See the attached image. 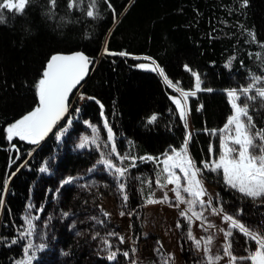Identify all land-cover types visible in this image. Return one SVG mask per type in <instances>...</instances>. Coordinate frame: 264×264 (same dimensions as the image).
<instances>
[{"label": "trees", "instance_id": "trees-1", "mask_svg": "<svg viewBox=\"0 0 264 264\" xmlns=\"http://www.w3.org/2000/svg\"><path fill=\"white\" fill-rule=\"evenodd\" d=\"M68 2L57 0L53 9L49 0H30L23 14L5 11V19L0 22V264H16L22 258L23 241L8 245L24 224L26 207L39 188L40 168L54 157L58 130L65 122L37 144L18 138L10 143L5 136L8 125L37 106L34 85L52 55L82 52L92 61L91 75L70 99L67 118L77 117L96 125L102 117L107 118L118 152L137 157L135 167L124 161L129 171L123 180V194L105 188L129 218L130 239L136 243L143 241V207L162 168L159 162L139 158L161 159L170 149H180L188 131L170 98L179 94L164 83L157 71L137 65L155 61L182 89L194 90V77L184 69L188 65L200 75L201 87L212 89L188 98L192 129L188 150L198 167L202 160L209 159L210 144L219 152L218 137L205 129L219 130L225 124L231 113L227 90L246 86L252 75L264 77V0H247V6H242L243 0H110L115 18L104 0H97L94 18L84 11L87 0L79 9L71 10ZM250 32L255 33V41ZM121 52L128 55L121 56ZM261 86L264 84L257 85ZM78 93L83 100L75 98ZM245 99L242 96L241 102ZM247 103L257 129L264 128V102L257 98ZM152 116L156 119L149 123ZM73 156L63 163V168L73 173L78 168L93 167L97 161L93 156ZM203 181L215 188L214 205L218 202L225 213L264 230V200L242 197L224 183L222 174L204 170ZM96 192L94 198L84 193L76 195L67 203L70 212L81 214V218L99 212L98 201L103 196L99 189ZM67 196L69 200L70 194ZM181 224L180 264H199L186 238L188 225ZM86 226L91 230L90 224ZM53 228L62 249L54 264L129 261L119 254L116 261H109L106 251L104 257L97 255L95 240L88 233L73 237L66 229ZM232 239L238 245L234 253L247 255L245 248L251 247V242L246 246L238 232ZM130 250L122 247L121 252ZM161 254L169 253L162 247Z\"/></svg>", "mask_w": 264, "mask_h": 264}, {"label": "snow or ice", "instance_id": "snow-or-ice-1", "mask_svg": "<svg viewBox=\"0 0 264 264\" xmlns=\"http://www.w3.org/2000/svg\"><path fill=\"white\" fill-rule=\"evenodd\" d=\"M84 2L85 0H69L67 7L69 10L73 8L79 9ZM104 2L112 9L115 18L116 12L110 0H104ZM29 3L30 0H0V22L5 19V11L23 14ZM56 3L57 0H49L50 7L53 9ZM96 5L97 0H87V6L84 9L87 17L94 18L97 15ZM242 6H247V0H243ZM249 35L253 41L256 40L254 32H250ZM119 55L125 56L128 54L121 52ZM144 59L151 58L145 57ZM91 63L90 58L81 53L52 55L47 60L40 78L34 85L38 98L37 106L6 127V139L10 143L14 138L26 141L29 144L39 143L68 112L69 95L88 74ZM153 65L154 67L151 70L157 71L163 77L164 83L179 94V97L170 98L175 104L179 118L187 130L188 98L195 96L197 92H211L212 89L202 88L200 75L188 65H185L184 69L194 77V90L182 89L179 86V82L174 83L162 68L155 65V61H153ZM137 67L147 69L148 65L140 64ZM258 84H264V77L252 75L250 82L246 86L227 90L231 113L228 115L225 124L219 130L205 129L209 135L218 137L219 152L217 154L214 147L210 144L208 150L209 159L202 160L199 167L188 150V144L192 139V133L188 131H186L181 148H172L169 152L163 153V160L152 156L139 158L162 164L160 172L157 173L155 184L161 190L167 188L168 185H172L173 187L170 191L174 195V200L170 199L167 191L163 193L160 199H154L155 193L152 192L147 198V203H168L169 206L179 209L181 219L188 225L187 240L192 242L196 251L203 252V257L199 264H220V261L225 257L227 258V264H247V262H250V264H264V230L253 228L240 221L236 216L225 213L218 202L214 205L213 198L203 185V172L207 170L222 174L224 183L229 188L240 193L242 197L252 200H264V128L257 129L253 116L249 113V104L247 103V101H255L257 98L264 102V86L257 87ZM242 96L246 98L243 102H241ZM199 110L200 108L197 109V111ZM101 116H103V105H101ZM155 119L156 117L152 116L149 123H152ZM68 122L71 123V119ZM89 127H91L92 132L91 138L83 137L78 147L83 149L89 144L95 146L96 151L99 152L96 165L104 166L105 170L115 178L117 187L123 194L125 190L123 180L129 171V166L122 167L120 165L127 160L130 161V167H135L137 157L127 154L122 155L118 152L115 143V133L107 118L103 120V127L107 133L106 140H101L100 132L96 126L89 125ZM113 156L119 161V164L113 162ZM213 156L217 158L213 159ZM176 170H179L180 174H177ZM40 171L46 172L47 168L41 167ZM75 179L79 178H65L61 182V187L71 184ZM148 184L151 187L152 182L149 181ZM4 188L6 190L7 181L4 184ZM122 199L126 202L128 200L127 195L124 194ZM2 204L3 200L0 199V205ZM180 205H184V207L180 208ZM33 207L31 204L28 205L26 214L23 217L24 224L17 231L16 238H13L8 245L17 244L19 241L24 242L22 258L16 261V264H33L37 257V252L43 251L47 246L42 242L45 240V236L37 233L36 226L33 223L34 220L39 219V216L32 215ZM209 210L212 215H221L222 220L228 227L218 228L210 223L204 214L205 211ZM36 211L42 212L43 208L36 209ZM120 214L123 216L125 213L121 212ZM64 215L67 216L68 214L64 213ZM104 215L108 216L109 214L104 213ZM93 219L96 218L93 217ZM197 221L199 222L198 227L209 233L207 236L197 238L194 235L192 226ZM97 222L100 223V221ZM176 227H182L179 220L176 223ZM211 229L223 233L224 237V243L215 252L213 251L215 235L209 231ZM234 230L245 238L246 246L251 242L252 246L245 248L247 255L238 256L234 253V241L232 239ZM107 235L118 239L120 244L125 243L124 236L118 233L109 232ZM97 236H99V233H96L93 239H96ZM33 237H37L41 242L35 243ZM101 242L105 246L104 250L107 251V260L116 261L119 254L126 261L131 260V264H137V261L132 259V256L137 251L135 247L131 249L132 256H130L129 251L121 252L119 248L112 250L115 246L106 238H102ZM156 243L159 247L155 249V252L161 253L163 246L160 241ZM159 259L160 264H170V262L174 261V256L170 253L161 254Z\"/></svg>", "mask_w": 264, "mask_h": 264}, {"label": "rangeland", "instance_id": "rangeland-1", "mask_svg": "<svg viewBox=\"0 0 264 264\" xmlns=\"http://www.w3.org/2000/svg\"><path fill=\"white\" fill-rule=\"evenodd\" d=\"M75 98L79 101L83 100V97L79 95V93L75 96ZM67 117H69V115ZM67 117L65 118V122L62 127L58 130L57 151L55 152L54 157L45 161L42 165V167L47 168V171L40 172L41 179L39 178L40 183L38 185L39 188L37 190V194L32 197V200L29 203L34 206L32 209V215L39 216V219L33 221L36 226V231L37 233L45 236V240L42 242L47 245L43 251L37 252V257L33 261V264H54L59 260V256H57V254H62V249L60 243L56 241L57 235L55 234L56 232L53 228L54 226H56L57 231L59 229H66L67 233L73 237H79L84 234L87 235L88 233L90 239L95 240L94 252L100 257H104L103 255H105L103 252L105 251V246L102 244L101 239L106 238L113 243L114 246H116L112 250H115L116 248L121 250L122 247L127 249L129 247L131 249L135 247L137 249L135 255L132 256V253H130V256H132V259L137 261V264H160L159 257L161 253L155 252V249L159 247L156 242L160 241L166 252L174 256V261L170 262V264H180L181 248L178 241L179 228L176 227V223L178 220L182 223L184 221L179 215V209L169 206L168 203L145 205L142 213L143 241L136 243L130 239L129 218L126 214L121 216L120 213L124 211L117 206L114 198L107 194V189H105L106 187H110L115 194H120L121 192L117 187L115 178L107 170H105L104 166L96 165L95 163V168L89 167L84 170L78 168V171L75 173L69 169L63 168L64 161L68 158L72 159L75 157L73 155H87L93 156L97 159L99 158V152L96 151L94 145L89 144L83 149L78 147L83 137L87 136L91 138L92 132L89 125L96 126L98 128L101 140L107 139V133L103 127L104 117H102L101 122L98 125L90 123L87 120L77 119V117ZM69 119H71V123L68 122ZM187 124L188 132L192 133L189 123V113L187 115ZM89 152H91L90 155ZM163 159L164 157L160 160ZM112 160L114 163L119 164V161L116 160L115 156L112 157ZM120 166L123 167L125 165L123 163ZM176 171L177 174H180L179 170ZM67 177H78L79 179H75L71 184H66L61 187V182ZM203 185L210 196L214 198L215 188L208 185L204 181ZM172 187V185H168L167 188L163 190L155 187L153 190L155 196L153 198L160 199L163 196V193L167 191L170 199L174 200V195L170 191ZM98 189L102 193L100 196H103L101 200L98 201V206H100L99 212H91L90 216H83L82 218L81 214L70 212L71 209L68 207L69 205L67 203L70 202L71 199H74L76 195L81 193L94 198V195L96 196L98 193L96 192ZM68 193L70 194V198L69 200H66ZM48 194H51L50 199L48 198ZM205 199H207V197H205ZM183 207L184 205H180V208ZM39 208H43V211L37 212L36 209ZM64 213H67L68 215L65 216ZM104 213H108L109 215L105 216ZM204 214L208 218V221L218 228L228 227V225L222 220L221 215H212L210 210L205 211ZM79 216L83 219H80L81 222L79 221ZM93 217L96 219H93ZM97 221H100V223ZM242 222L245 223V221ZM52 223L54 225H52ZM79 223H82L81 229L79 228ZM86 224L91 225V230H89V228L87 229ZM198 224L199 222L197 221L194 222L192 226L194 235L197 238L207 236L209 233L198 227ZM245 224H248L253 228H258L250 222H246ZM58 226L59 228L57 229ZM209 231L213 232L215 235L213 244V251L215 252L224 243L223 233L215 231V229H211ZM109 232H115L124 236L125 243L119 245L118 239L107 235ZM96 233H99V236H97L96 239H93V236H95ZM33 239L35 243L41 242L37 237H33ZM233 249L236 252L238 251V245L235 242L233 243ZM193 250L194 256L200 262L203 257V252L196 251L194 247ZM115 264H131V260L125 262L123 259H120ZM220 264H227V258L225 257L221 260ZM247 264H250V262H247Z\"/></svg>", "mask_w": 264, "mask_h": 264}, {"label": "water", "instance_id": "water-1", "mask_svg": "<svg viewBox=\"0 0 264 264\" xmlns=\"http://www.w3.org/2000/svg\"><path fill=\"white\" fill-rule=\"evenodd\" d=\"M75 53H81V54H83L82 52H72V53H68V54H63V55H70V54H75ZM83 55H85V54H83ZM86 56V55H85ZM146 65H148V68L147 69H149L150 71H152L151 70V68L152 67H154V65L152 64V63H148V64H146ZM91 69H92V63H91V65H90V67H89V72H88V74L85 76V78L80 82V84H78L77 86H76V88H74L73 90H72V93L69 95V102H70V99H71V97L73 96V94L78 90V89H80L82 86H83V84L86 82V80L89 78V76L91 75ZM68 113H69V104H68V112L65 114V116H64V118L63 119H61L54 127H53V129H52V131H54L55 130V128L57 127V126H59L60 125V123L68 116ZM51 131V132H52ZM51 132H49V133H51ZM48 133V134H49Z\"/></svg>", "mask_w": 264, "mask_h": 264}]
</instances>
